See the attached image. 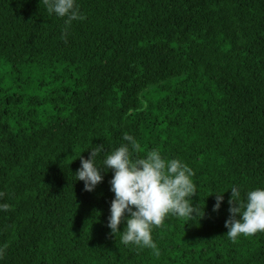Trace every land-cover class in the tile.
Segmentation results:
<instances>
[{
  "label": "trees",
  "instance_id": "trees-1",
  "mask_svg": "<svg viewBox=\"0 0 264 264\" xmlns=\"http://www.w3.org/2000/svg\"><path fill=\"white\" fill-rule=\"evenodd\" d=\"M77 4L66 24L0 0V264H264V232L225 234L229 188L264 186V0ZM125 133L194 170L204 214L154 227L159 255L108 227L111 169L92 191L76 179Z\"/></svg>",
  "mask_w": 264,
  "mask_h": 264
},
{
  "label": "clouds",
  "instance_id": "clouds-1",
  "mask_svg": "<svg viewBox=\"0 0 264 264\" xmlns=\"http://www.w3.org/2000/svg\"><path fill=\"white\" fill-rule=\"evenodd\" d=\"M44 3L50 14L66 18V24L84 19L77 0H44ZM123 141L111 152H103V145L92 147L89 158L81 157V167L75 172L76 179L83 180L85 190L92 191L103 179L102 170L111 169L110 185L114 198L110 204L108 227L115 235L121 233L124 245L149 248L159 255L152 237L154 227H159L169 215L191 220L204 214L200 215L191 199L197 192L194 170L183 160L168 158L158 149L137 156L139 144L129 133L124 134ZM101 154L104 155L98 160ZM229 189L230 215L225 220L227 238L235 242L241 235L264 232V186L246 190L243 197L240 186L233 184ZM224 192H213L217 194L214 211L220 208ZM8 208V203H0V211ZM122 220L126 223L120 231L118 226ZM3 254L4 249L0 248V257Z\"/></svg>",
  "mask_w": 264,
  "mask_h": 264
}]
</instances>
